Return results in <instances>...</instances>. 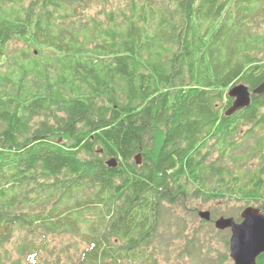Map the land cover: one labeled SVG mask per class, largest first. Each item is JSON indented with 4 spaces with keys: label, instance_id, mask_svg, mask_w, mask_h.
<instances>
[{
    "label": "trees",
    "instance_id": "16d2710c",
    "mask_svg": "<svg viewBox=\"0 0 264 264\" xmlns=\"http://www.w3.org/2000/svg\"><path fill=\"white\" fill-rule=\"evenodd\" d=\"M263 82L264 0H0V264L233 262L264 94L228 92Z\"/></svg>",
    "mask_w": 264,
    "mask_h": 264
},
{
    "label": "water",
    "instance_id": "95a60500",
    "mask_svg": "<svg viewBox=\"0 0 264 264\" xmlns=\"http://www.w3.org/2000/svg\"><path fill=\"white\" fill-rule=\"evenodd\" d=\"M264 94V82L253 91L245 84H239L228 92L230 98L234 99L232 106L226 112L227 117L248 107L252 103V95ZM141 164V156L136 157ZM114 160L109 164L113 165ZM202 220L211 221V212L199 213ZM241 222L234 218L220 217L215 220V226L219 230H231L230 257L234 264H258V258L264 254V213L259 208L249 206L241 213Z\"/></svg>",
    "mask_w": 264,
    "mask_h": 264
},
{
    "label": "rangeland",
    "instance_id": "374dc122",
    "mask_svg": "<svg viewBox=\"0 0 264 264\" xmlns=\"http://www.w3.org/2000/svg\"><path fill=\"white\" fill-rule=\"evenodd\" d=\"M142 159V158H141ZM258 159H256L255 161H254V163H253V166H256V165H258ZM197 204V206H198V208H199V210H200V212H202V211H210V209L213 207V206H216V205H218L217 203H213V202H211V203H209V204H207V205H203L201 202H199V201H196L195 203H194V205H196ZM238 205V206H241V204L239 203V202H233V205ZM192 207H195V206H192ZM172 213H173V215H174V218H178V220L179 221H181V220H183V216L184 217H186L187 219H188V222L190 223V225H188V228L190 229L189 230V233H192V231H191V229H196V227H200V222H199V220H195L194 218H191V216L189 215V213H185V210L184 209H180V208H177V209H175V208H172ZM191 235V234H190ZM64 240H65V242L66 243H68L69 242V238L68 237H64L63 238ZM60 241V240H59ZM182 242V241H181ZM179 243V242H178ZM212 243L213 244H215V243H217L215 240H213L212 241ZM59 244H60V242H59ZM8 249L12 252V254H13V257L14 258H17L18 257V254H17V252H16V249H15V244H13V245H10L9 247H8ZM176 255L173 253L172 254V257H175ZM172 262H174V260L172 259ZM171 262V263H172ZM184 262H186V261H184ZM169 263V262H168ZM234 264V262H230V264ZM163 264H164V262H163ZM170 264V263H169ZM187 264H190V263H187Z\"/></svg>",
    "mask_w": 264,
    "mask_h": 264
}]
</instances>
